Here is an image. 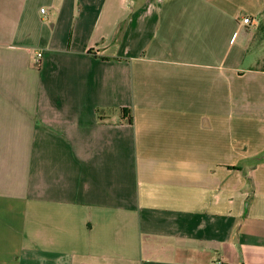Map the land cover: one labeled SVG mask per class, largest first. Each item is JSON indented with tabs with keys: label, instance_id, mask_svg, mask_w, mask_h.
Segmentation results:
<instances>
[{
	"label": "crops",
	"instance_id": "obj_1",
	"mask_svg": "<svg viewBox=\"0 0 264 264\" xmlns=\"http://www.w3.org/2000/svg\"><path fill=\"white\" fill-rule=\"evenodd\" d=\"M219 261L264 264V0H0V264Z\"/></svg>",
	"mask_w": 264,
	"mask_h": 264
},
{
	"label": "built area",
	"instance_id": "obj_2",
	"mask_svg": "<svg viewBox=\"0 0 264 264\" xmlns=\"http://www.w3.org/2000/svg\"><path fill=\"white\" fill-rule=\"evenodd\" d=\"M41 12H42L43 14H45V13H46V10H45V9H42ZM243 21H244L245 24H249V23L251 22L249 18H244ZM41 57H42V54H41V53H38V54H37V57H36V61H37L38 63L40 62ZM217 264H223V262H222V261H219V262H217Z\"/></svg>",
	"mask_w": 264,
	"mask_h": 264
},
{
	"label": "trees",
	"instance_id": "obj_3",
	"mask_svg": "<svg viewBox=\"0 0 264 264\" xmlns=\"http://www.w3.org/2000/svg\"><path fill=\"white\" fill-rule=\"evenodd\" d=\"M123 113H126V110H123ZM128 113V122L131 123L132 122V117H131V112H127Z\"/></svg>",
	"mask_w": 264,
	"mask_h": 264
},
{
	"label": "rangeland",
	"instance_id": "obj_4",
	"mask_svg": "<svg viewBox=\"0 0 264 264\" xmlns=\"http://www.w3.org/2000/svg\"><path fill=\"white\" fill-rule=\"evenodd\" d=\"M262 65V64H261ZM258 113L260 114L261 112L260 111H258Z\"/></svg>",
	"mask_w": 264,
	"mask_h": 264
}]
</instances>
